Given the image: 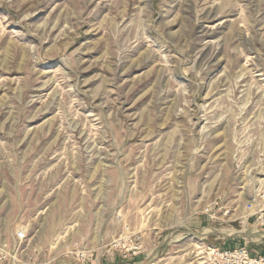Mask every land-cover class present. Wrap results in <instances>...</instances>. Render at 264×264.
<instances>
[{
	"label": "rangeland",
	"instance_id": "1",
	"mask_svg": "<svg viewBox=\"0 0 264 264\" xmlns=\"http://www.w3.org/2000/svg\"><path fill=\"white\" fill-rule=\"evenodd\" d=\"M263 191L264 0H0V240L25 228L51 264L264 255Z\"/></svg>",
	"mask_w": 264,
	"mask_h": 264
},
{
	"label": "built area",
	"instance_id": "2",
	"mask_svg": "<svg viewBox=\"0 0 264 264\" xmlns=\"http://www.w3.org/2000/svg\"><path fill=\"white\" fill-rule=\"evenodd\" d=\"M252 200V201H251ZM247 203L249 218H253L256 227H264V191L256 195ZM215 205V203H214ZM204 213L210 214V209ZM30 239L25 228H19L12 236L11 242L0 240V264H51L55 261L38 259L34 252L27 251ZM116 251L123 260L136 258L143 249L142 238L138 233H127L113 242L112 249ZM67 255L75 256L79 262H90L95 253L94 249H86V245L70 243L65 248ZM203 264H264V256L254 254L245 246L224 248L211 246L204 252Z\"/></svg>",
	"mask_w": 264,
	"mask_h": 264
},
{
	"label": "bare ground",
	"instance_id": "3",
	"mask_svg": "<svg viewBox=\"0 0 264 264\" xmlns=\"http://www.w3.org/2000/svg\"><path fill=\"white\" fill-rule=\"evenodd\" d=\"M251 201H252V200H251ZM176 224H177L178 226H180V223H179V222H177ZM238 234H239V233H238ZM242 234H243V233H242Z\"/></svg>",
	"mask_w": 264,
	"mask_h": 264
},
{
	"label": "crops",
	"instance_id": "4",
	"mask_svg": "<svg viewBox=\"0 0 264 264\" xmlns=\"http://www.w3.org/2000/svg\"><path fill=\"white\" fill-rule=\"evenodd\" d=\"M264 256V255H263Z\"/></svg>",
	"mask_w": 264,
	"mask_h": 264
}]
</instances>
